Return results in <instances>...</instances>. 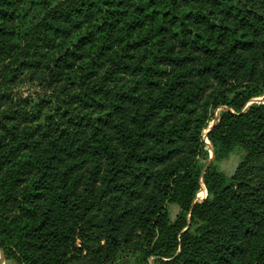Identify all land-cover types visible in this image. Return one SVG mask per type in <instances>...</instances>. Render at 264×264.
<instances>
[{"label": "trees", "instance_id": "16d2710c", "mask_svg": "<svg viewBox=\"0 0 264 264\" xmlns=\"http://www.w3.org/2000/svg\"><path fill=\"white\" fill-rule=\"evenodd\" d=\"M263 95L264 0H0L6 260L264 264Z\"/></svg>", "mask_w": 264, "mask_h": 264}, {"label": "rangeland", "instance_id": "374dc122", "mask_svg": "<svg viewBox=\"0 0 264 264\" xmlns=\"http://www.w3.org/2000/svg\"><path fill=\"white\" fill-rule=\"evenodd\" d=\"M262 101H264V95L261 97L252 99L250 103L262 102ZM219 112H220V109L216 112V114ZM214 122L215 120H211L209 127L206 128L203 133V137L207 145L209 146V149L207 152V158H202V161L204 163L214 162L217 168L223 170L227 174H231L234 171L235 167L237 166L238 162L240 161L241 156L244 154V151L241 148H235L229 154L224 153L218 156L214 152L213 145L210 142L209 138L207 137L208 130L211 128ZM207 195H208V191H207L205 183H203L201 189L198 192L197 200L202 201L207 197ZM179 210L180 208L178 205H172L171 206L172 216L176 217ZM14 263L13 261H11L10 263H7V264H14ZM0 264H1V257H0ZM3 264H6V262H3ZM149 264H161V263H158L155 259L152 258L150 259Z\"/></svg>", "mask_w": 264, "mask_h": 264}, {"label": "water", "instance_id": "95a60500", "mask_svg": "<svg viewBox=\"0 0 264 264\" xmlns=\"http://www.w3.org/2000/svg\"><path fill=\"white\" fill-rule=\"evenodd\" d=\"M210 130V129H209ZM208 130V131H209ZM206 149H209V146L208 145H206V147H205ZM0 257H1V260H2V263L5 261V254H4V252H3V250L0 248Z\"/></svg>", "mask_w": 264, "mask_h": 264}, {"label": "crops", "instance_id": "0c3cea01", "mask_svg": "<svg viewBox=\"0 0 264 264\" xmlns=\"http://www.w3.org/2000/svg\"><path fill=\"white\" fill-rule=\"evenodd\" d=\"M4 262H6V264H7V263H10L11 261H10V260H6V258H5V261H4ZM13 263H14V261H13ZM1 264H3V263H2V260H1ZM14 264H15V263H14ZM16 264H17V263H16Z\"/></svg>", "mask_w": 264, "mask_h": 264}]
</instances>
